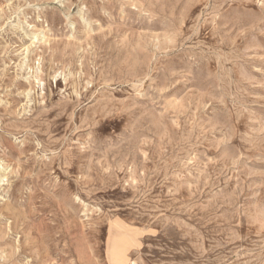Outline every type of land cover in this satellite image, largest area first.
<instances>
[{
    "label": "rangeland",
    "instance_id": "374dc122",
    "mask_svg": "<svg viewBox=\"0 0 264 264\" xmlns=\"http://www.w3.org/2000/svg\"><path fill=\"white\" fill-rule=\"evenodd\" d=\"M118 255L264 264V0H0V264Z\"/></svg>",
    "mask_w": 264,
    "mask_h": 264
},
{
    "label": "bare ground",
    "instance_id": "6f19581e",
    "mask_svg": "<svg viewBox=\"0 0 264 264\" xmlns=\"http://www.w3.org/2000/svg\"><path fill=\"white\" fill-rule=\"evenodd\" d=\"M10 258H12V253ZM113 264H124V261L122 260L120 255H118L117 258L114 260Z\"/></svg>",
    "mask_w": 264,
    "mask_h": 264
}]
</instances>
